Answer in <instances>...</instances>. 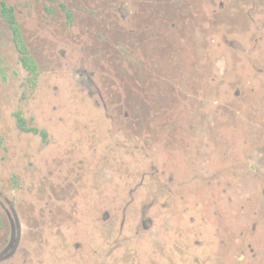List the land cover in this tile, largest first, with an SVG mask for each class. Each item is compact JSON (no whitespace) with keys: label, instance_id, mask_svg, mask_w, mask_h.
Wrapping results in <instances>:
<instances>
[{"label":"rangeland","instance_id":"1","mask_svg":"<svg viewBox=\"0 0 264 264\" xmlns=\"http://www.w3.org/2000/svg\"><path fill=\"white\" fill-rule=\"evenodd\" d=\"M2 4L0 264H264V0Z\"/></svg>","mask_w":264,"mask_h":264},{"label":"trees","instance_id":"2","mask_svg":"<svg viewBox=\"0 0 264 264\" xmlns=\"http://www.w3.org/2000/svg\"><path fill=\"white\" fill-rule=\"evenodd\" d=\"M0 12H1V15L9 23L10 29H11V31L13 33V36H14V41L16 43L17 49L22 53V56H21V59H20L22 65L27 70H29L30 72L35 73V66H34V63H33L32 59L29 56L25 55L27 53V50L25 49V47H24V45L22 43V40H21V37H20V32H19L17 23L15 21V16H14V13H13L12 9L7 8L4 4H2V6L0 8ZM16 115H17L18 125L20 127H22L23 119H22V117L20 116L19 113H17ZM30 131L36 132V129H30ZM41 135L43 136V138H45L46 133L42 132Z\"/></svg>","mask_w":264,"mask_h":264},{"label":"flooded vegetation","instance_id":"3","mask_svg":"<svg viewBox=\"0 0 264 264\" xmlns=\"http://www.w3.org/2000/svg\"><path fill=\"white\" fill-rule=\"evenodd\" d=\"M0 8H1V6H0ZM8 8H10V7H8ZM10 9H12V8H10ZM12 11H13V9H12ZM1 13V12H0ZM14 13V12H13ZM14 16H15V14H14ZM3 17V16H2ZM4 18V17H3ZM4 20L7 22V20L4 18ZM15 21H16V17H15ZM8 23V22H7ZM16 23H17V21H16ZM8 25H9V23H8ZM17 26H18V24H17ZM9 27H10V25H9ZM18 29H19V26H18ZM12 32V31H11ZM19 32H20V29H19ZM12 36H13V33H12ZM20 37H21V40H22V43H23V45H24V47H25V49L27 50V48H26V45L24 44V41H23V38H22V35H21V32H20ZM13 42H14V45H15V48H16V50L18 51V53H19V61H20V59H21V56H22V53L17 49V46H16V43H15V41H14V36H13ZM25 55H27V56H29L30 57V55L28 54V50H27V53L25 54ZM31 58V57H30ZM32 59V58H31ZM33 61V60H32ZM20 63H21V61H20ZM33 63H34V61H33ZM21 65H22V63H21ZM34 66H35V73H32V77H36L37 76V71H36V65H35V63H34ZM22 67L24 68V69H26L23 65H22ZM27 70V69H26ZM27 71H29V70H27ZM30 72V71H29ZM16 116V121H17V115H15ZM21 116V115H20ZM23 119V118H22ZM23 124V123H22ZM17 125H18V122H17ZM18 127L19 128H23V127H20L19 125H18ZM30 129H35V128H30ZM30 129H28L27 131H29V132H32V131H30ZM42 132H44V131H38L37 129H36V132H32V133H34V134H39V135H41V133ZM41 137H43L42 135H41ZM257 164V162L255 163V165Z\"/></svg>","mask_w":264,"mask_h":264}]
</instances>
